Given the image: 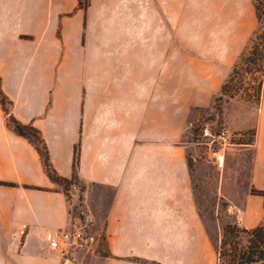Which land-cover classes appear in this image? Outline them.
<instances>
[{"label":"crops","instance_id":"crops-1","mask_svg":"<svg viewBox=\"0 0 264 264\" xmlns=\"http://www.w3.org/2000/svg\"><path fill=\"white\" fill-rule=\"evenodd\" d=\"M89 1L0 0L2 88L65 178L79 144L72 195L83 214L0 104V180L19 184L0 185V261L63 264L49 232L84 226L94 242L67 249L75 264H218L184 137L192 111L212 107L250 45L254 0ZM256 109L245 123L226 118L256 130L242 148L249 187L234 204L246 228L264 225V196L251 192L264 190V85Z\"/></svg>","mask_w":264,"mask_h":264},{"label":"rangeland","instance_id":"rangeland-1","mask_svg":"<svg viewBox=\"0 0 264 264\" xmlns=\"http://www.w3.org/2000/svg\"><path fill=\"white\" fill-rule=\"evenodd\" d=\"M251 80L248 78L246 81L245 87L248 89H252L251 85H254ZM249 93H252V90ZM247 99L248 95L244 90L237 97L230 98L223 105L222 121H219L218 117L212 118L214 114L211 108L194 109L191 113L190 125L184 137L194 145L192 152L194 157L190 158L192 162L194 161V184L197 201L213 241L218 248L221 247L222 229L225 223L230 222L242 227L235 214L234 204L249 187L251 156L242 148L253 139L255 128L241 129V124H239V128L230 127L226 123V118L228 116H231L232 119L238 118L239 123L255 119L258 104ZM207 128H212L216 132L226 130V139L221 140L220 143H212L211 137L206 135ZM210 144L220 152V155H223V162L209 156ZM79 184V180L75 181L68 193L72 203V211L80 217L83 216L80 198L78 201V197L72 195L76 190L75 186ZM85 229L90 236L94 234V227H85ZM93 242L92 240L89 245ZM102 245L103 238H100L99 251H102ZM92 250L93 248L86 253L88 255L92 254ZM66 251L67 249L61 251L62 263L75 264L70 252ZM0 264L10 263L1 260Z\"/></svg>","mask_w":264,"mask_h":264},{"label":"trees","instance_id":"trees-1","mask_svg":"<svg viewBox=\"0 0 264 264\" xmlns=\"http://www.w3.org/2000/svg\"><path fill=\"white\" fill-rule=\"evenodd\" d=\"M89 3V0H80L79 5L82 8H87ZM254 6L259 21L258 27L250 45L230 70L229 76L222 85L220 93L214 99L211 107L214 114L212 115L213 119L218 117L219 121H222L223 105L230 98L237 97L242 90L248 95V101L255 102L258 105L262 101L264 85V0H254ZM248 78L252 79L251 82H254V85H251L252 89L245 87ZM250 90H252V93H249ZM0 104L6 115L7 126L34 146L50 180L57 188H61L66 194H69L68 190L75 184V181L79 180V144H76L75 147L74 175L71 179L65 178L55 169L51 161L48 145L40 129L31 123H23L13 114V102L2 88L1 74ZM253 134V139L248 143L254 142L256 130H254ZM0 185L18 186L19 184L0 180ZM24 187L28 188L30 186L24 185ZM251 192L264 196V190L255 187L251 189ZM215 247L219 264H264V225L246 228L227 222L223 225L222 229L221 247L218 248L216 244Z\"/></svg>","mask_w":264,"mask_h":264},{"label":"built area","instance_id":"built-area-1","mask_svg":"<svg viewBox=\"0 0 264 264\" xmlns=\"http://www.w3.org/2000/svg\"><path fill=\"white\" fill-rule=\"evenodd\" d=\"M211 129V130H210ZM206 135L211 137L212 143L225 140L227 137L226 130L214 131L212 128H207ZM209 156L221 160L220 152L217 151L211 144ZM49 244L53 249H68L70 247H84L90 244L93 237L89 235L84 226L74 228L53 229L48 234Z\"/></svg>","mask_w":264,"mask_h":264},{"label":"bare ground","instance_id":"bare-ground-1","mask_svg":"<svg viewBox=\"0 0 264 264\" xmlns=\"http://www.w3.org/2000/svg\"><path fill=\"white\" fill-rule=\"evenodd\" d=\"M221 158H222V160H223V156L221 155Z\"/></svg>","mask_w":264,"mask_h":264}]
</instances>
